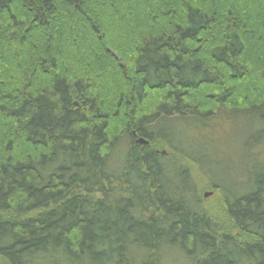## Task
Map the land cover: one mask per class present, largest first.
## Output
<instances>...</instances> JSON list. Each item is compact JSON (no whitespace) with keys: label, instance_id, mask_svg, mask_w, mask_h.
<instances>
[{"label":"trees","instance_id":"16d2710c","mask_svg":"<svg viewBox=\"0 0 264 264\" xmlns=\"http://www.w3.org/2000/svg\"><path fill=\"white\" fill-rule=\"evenodd\" d=\"M174 249L264 264V0H0V264Z\"/></svg>","mask_w":264,"mask_h":264},{"label":"rangeland","instance_id":"374dc122","mask_svg":"<svg viewBox=\"0 0 264 264\" xmlns=\"http://www.w3.org/2000/svg\"><path fill=\"white\" fill-rule=\"evenodd\" d=\"M184 163L190 168V172L197 184L198 192L202 199L206 213L211 217L213 222L216 223L218 228H221L224 231H230L232 234H234L236 230L230 225V222L224 212L221 197L219 196L217 190L211 189L206 178L198 172L192 163H188L187 161H184ZM205 193L211 194L207 197H204ZM166 261L168 264H188L189 262L187 259H185L183 253L178 249H174L172 254L167 257Z\"/></svg>","mask_w":264,"mask_h":264},{"label":"snow or ice","instance_id":"6c2138e0","mask_svg":"<svg viewBox=\"0 0 264 264\" xmlns=\"http://www.w3.org/2000/svg\"><path fill=\"white\" fill-rule=\"evenodd\" d=\"M126 3L132 5V4H136L139 2V0H125ZM241 3L246 2V0H240Z\"/></svg>","mask_w":264,"mask_h":264},{"label":"water","instance_id":"95a60500","mask_svg":"<svg viewBox=\"0 0 264 264\" xmlns=\"http://www.w3.org/2000/svg\"><path fill=\"white\" fill-rule=\"evenodd\" d=\"M137 142L140 143V144H147V141L144 140V139H142V138L138 139ZM210 194H211V193H205V194H204V197H207V196H209Z\"/></svg>","mask_w":264,"mask_h":264}]
</instances>
